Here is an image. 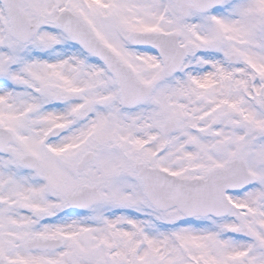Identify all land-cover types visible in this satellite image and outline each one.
Wrapping results in <instances>:
<instances>
[{
	"label": "snow or ice",
	"instance_id": "obj_1",
	"mask_svg": "<svg viewBox=\"0 0 264 264\" xmlns=\"http://www.w3.org/2000/svg\"><path fill=\"white\" fill-rule=\"evenodd\" d=\"M0 264H264V0H0Z\"/></svg>",
	"mask_w": 264,
	"mask_h": 264
}]
</instances>
